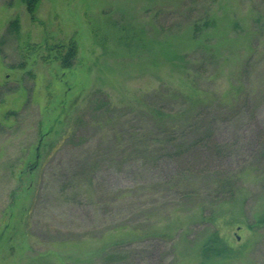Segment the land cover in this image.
<instances>
[{
  "label": "rangeland",
  "instance_id": "obj_1",
  "mask_svg": "<svg viewBox=\"0 0 264 264\" xmlns=\"http://www.w3.org/2000/svg\"><path fill=\"white\" fill-rule=\"evenodd\" d=\"M163 90L209 99L218 178L154 152ZM263 149L264 0H0V264H264Z\"/></svg>",
  "mask_w": 264,
  "mask_h": 264
},
{
  "label": "trees",
  "instance_id": "obj_2",
  "mask_svg": "<svg viewBox=\"0 0 264 264\" xmlns=\"http://www.w3.org/2000/svg\"><path fill=\"white\" fill-rule=\"evenodd\" d=\"M25 2L27 4L28 11L34 13L40 0H25ZM206 16L208 17L209 13L206 14ZM207 17L204 18V20L206 19L205 25L207 24L211 26L212 20L210 17ZM199 20L200 19L193 23V35L196 39L200 38L204 30L203 26H205L198 24ZM19 28L20 22L18 18L10 20L9 31L11 30L12 32L16 33L19 31ZM74 50L75 48L73 47L70 50L71 52L68 57L65 58V66H70V58L76 53ZM164 92L165 90L155 94L157 97L156 101H152L149 104L147 103L145 106H142L141 109V113L143 114L142 116L154 123L155 129H158V132H156L157 135L153 134L154 136H152L154 137L153 140L159 142L161 146H156L157 149L155 148L156 151L154 150V152H157L159 157H165L166 155H169L171 158H173L176 165L179 166V175L182 173L185 175L189 174L195 176L196 178L203 176L204 178L208 177L209 181L218 178L216 174L220 175V171L215 172V169H217V167L221 164L219 162H221L220 160H222L223 157V147L221 143L215 139V134L212 129L214 120L209 119L210 124L207 127L205 126V121H203L208 112V110L205 112L204 109L206 108L203 109V106H205L204 103L209 101V99L200 98L192 100L188 96L184 97V106L181 109L175 110L173 112L168 109L167 103L165 101L166 99L164 98L168 96H170V99L172 96L173 98L180 97L179 95L181 94L176 92H173V94H166ZM173 100L174 99L171 101ZM101 101H95L92 99L91 103L96 105L99 103V105H95V110H100L103 112V114H110L111 110H115V108L111 107L112 104L107 99ZM111 114H113V112H111ZM143 117L141 119L142 121ZM78 118L81 119V116L78 115ZM183 124L187 125V127L186 129H182V133H180L179 131ZM187 129L194 133L192 138H189V135L192 134L189 133L190 131H186ZM77 131L78 127L75 126L72 129V133ZM163 141L165 144H163ZM176 141L178 142L176 143ZM138 146L139 149L137 150L139 152H150L152 149L151 145L145 143L144 145L138 143ZM241 178V174H235L231 176L224 175L216 182L217 191L220 190L219 193L228 195L230 199L232 197L234 198L237 190L235 182L240 181ZM218 187L220 189H218ZM222 200H225L223 196L217 194L207 206H205L204 203H200L202 206H205L204 213L209 210L204 216H211V214H213V210L218 207ZM106 254H112L116 258L121 259L126 258L128 255L123 250L117 248L116 250L104 252L103 256Z\"/></svg>",
  "mask_w": 264,
  "mask_h": 264
}]
</instances>
